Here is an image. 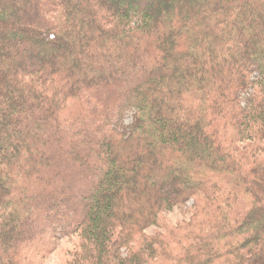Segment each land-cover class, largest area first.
Returning a JSON list of instances; mask_svg holds the SVG:
<instances>
[{
	"label": "trees",
	"instance_id": "16d2710c",
	"mask_svg": "<svg viewBox=\"0 0 264 264\" xmlns=\"http://www.w3.org/2000/svg\"><path fill=\"white\" fill-rule=\"evenodd\" d=\"M68 237L62 264H264V0H0V264Z\"/></svg>",
	"mask_w": 264,
	"mask_h": 264
},
{
	"label": "rangeland",
	"instance_id": "374dc122",
	"mask_svg": "<svg viewBox=\"0 0 264 264\" xmlns=\"http://www.w3.org/2000/svg\"><path fill=\"white\" fill-rule=\"evenodd\" d=\"M132 114V112H126L123 121L124 125L131 123ZM191 205L192 201H188L185 206L181 208H174L169 212H165L160 220V226L163 225V222L167 223L166 225H173L182 219H188V210ZM160 226L157 228H160ZM157 228L151 227L146 232L148 234H151L156 231ZM75 243L76 239L74 237L60 239L56 244L57 249H55V251L48 255L44 260L40 262L37 261L35 264H62L64 262L65 254L67 253V251H70L71 249L73 250Z\"/></svg>",
	"mask_w": 264,
	"mask_h": 264
}]
</instances>
